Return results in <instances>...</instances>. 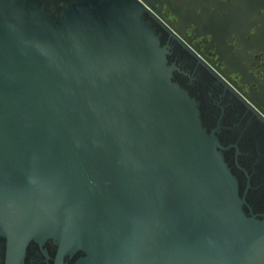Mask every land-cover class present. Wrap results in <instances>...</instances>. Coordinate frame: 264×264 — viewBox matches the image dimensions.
<instances>
[{
    "label": "water",
    "instance_id": "95a60500",
    "mask_svg": "<svg viewBox=\"0 0 264 264\" xmlns=\"http://www.w3.org/2000/svg\"><path fill=\"white\" fill-rule=\"evenodd\" d=\"M233 1L178 0L165 29L253 104L264 4ZM255 5L253 30L211 25L219 10ZM154 10L74 0L57 18L34 0H0V236L18 264L32 240L83 252L75 264H264V220L242 211L218 139L173 81L143 18Z\"/></svg>",
    "mask_w": 264,
    "mask_h": 264
},
{
    "label": "flooded vegetation",
    "instance_id": "af4514ba",
    "mask_svg": "<svg viewBox=\"0 0 264 264\" xmlns=\"http://www.w3.org/2000/svg\"><path fill=\"white\" fill-rule=\"evenodd\" d=\"M34 1L58 18L63 6L74 0ZM147 1L155 10L151 12L152 14L145 13L143 18L160 37L161 44L168 47V64L176 67L172 75L173 81L196 100L203 127L218 139L219 150L236 180L242 211L247 216L264 220V84L252 85V90H255L251 96L253 104H249L243 98L242 92L247 91L246 87L236 84L229 89L217 84L167 31L172 30L176 22L173 14L177 11L178 0ZM235 1L240 4L238 0L233 2ZM257 1L260 7L264 4V0H253L255 3ZM224 2L230 3L229 0ZM256 5L252 8L250 6L247 10L232 6L225 13L219 10L217 15L216 10H213L210 16L215 17H212L211 25L216 28L217 24H222L226 20L233 23L230 28L242 32L252 29L254 23L257 26V22L261 20L254 15L264 16L261 9L253 15L252 10L257 7ZM197 14H200V11H197ZM249 14L254 17L249 18ZM242 16H246L245 22L241 21ZM200 18L205 19L203 16ZM187 20L190 19L187 18L185 23ZM190 34L191 32L187 39ZM253 43L258 53L249 57L251 65L264 69V34L261 31ZM7 246L6 238L0 236V264H18L16 257L13 256L18 248L12 249L11 257ZM83 256L84 253L81 251L72 255H62L52 240L44 242L32 240L27 244L20 264H75Z\"/></svg>",
    "mask_w": 264,
    "mask_h": 264
}]
</instances>
